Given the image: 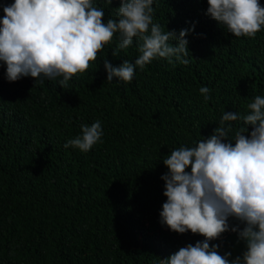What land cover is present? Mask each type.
<instances>
[{
    "label": "trees",
    "instance_id": "1",
    "mask_svg": "<svg viewBox=\"0 0 264 264\" xmlns=\"http://www.w3.org/2000/svg\"><path fill=\"white\" fill-rule=\"evenodd\" d=\"M93 3L105 22L117 18L119 0ZM207 7V0H154V22L164 31L194 25L186 36L190 62L157 58L137 67L131 83L108 82L103 59L134 62L136 38L113 57L114 38L67 89L60 77L9 82L0 62V264H158L204 239L159 222L162 158L209 136L224 111L244 114L255 95L264 96V29L255 38L235 37ZM202 86L210 89L208 101ZM96 120L102 143L88 152L63 147L81 124ZM211 243L230 259L245 249L230 231Z\"/></svg>",
    "mask_w": 264,
    "mask_h": 264
},
{
    "label": "clouds",
    "instance_id": "2",
    "mask_svg": "<svg viewBox=\"0 0 264 264\" xmlns=\"http://www.w3.org/2000/svg\"><path fill=\"white\" fill-rule=\"evenodd\" d=\"M105 2L110 5L112 0ZM153 4L154 0H119L117 18L106 22L104 9L93 0L0 4V62L6 65V79L15 82L30 76L42 84L45 78L60 77L59 86L67 89L68 81L92 67L114 38L113 57L131 47L134 38L139 55L134 62L124 59L118 66L104 58L108 82L116 77L131 83L137 67L143 70L157 58L169 63L175 58L187 65L186 36L194 25L178 34L164 31V25L154 22ZM207 5L206 14L235 37L255 38L264 29V6L259 0H207ZM199 92L205 101L211 99L207 86ZM246 109L244 114L224 111L209 136L162 158L167 168L160 177L166 200L159 222L170 231L204 239L180 247L158 264H264V96L255 95ZM237 121L242 123L234 128L231 122ZM80 129L63 147L88 152L102 143L99 120L81 124ZM229 231L245 242V249L231 259L230 251L221 255V245L210 244Z\"/></svg>",
    "mask_w": 264,
    "mask_h": 264
}]
</instances>
